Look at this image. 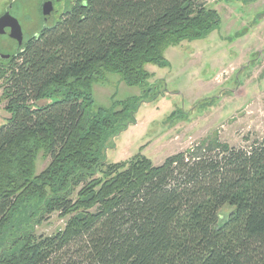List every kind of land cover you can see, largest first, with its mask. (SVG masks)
<instances>
[{"label": "trees", "instance_id": "obj_1", "mask_svg": "<svg viewBox=\"0 0 264 264\" xmlns=\"http://www.w3.org/2000/svg\"><path fill=\"white\" fill-rule=\"evenodd\" d=\"M219 26L199 0H77L0 60V264H264V142L214 139L161 166L103 154L156 99L147 67L167 68L169 47ZM104 73L142 97L97 106ZM39 152L50 161L35 175ZM55 212L72 215L64 229L36 235Z\"/></svg>", "mask_w": 264, "mask_h": 264}, {"label": "rangeland", "instance_id": "obj_2", "mask_svg": "<svg viewBox=\"0 0 264 264\" xmlns=\"http://www.w3.org/2000/svg\"><path fill=\"white\" fill-rule=\"evenodd\" d=\"M225 1L199 0L219 11V28L205 40L169 47L167 68L147 67L156 99L147 96L135 124L105 143L103 154L108 163L128 162L138 154L161 166L168 157L214 139L236 150H249L264 142V0L241 8ZM12 6L9 13L21 27L23 44L44 25L52 24L51 20L43 22L39 0H16ZM6 7L7 0H0V15ZM0 52L6 56L15 53V44L5 33L0 35ZM104 75L105 81L93 84L97 106L111 108L142 97L140 88L127 86L115 75ZM1 93L0 89V126L9 118ZM49 161L39 152L35 175ZM231 211V207H223L221 218ZM71 217L55 212L33 231L54 235Z\"/></svg>", "mask_w": 264, "mask_h": 264}, {"label": "water", "instance_id": "obj_3", "mask_svg": "<svg viewBox=\"0 0 264 264\" xmlns=\"http://www.w3.org/2000/svg\"><path fill=\"white\" fill-rule=\"evenodd\" d=\"M50 6L48 3H44L41 6V14L45 21L48 20L50 14ZM5 33L15 44V50L18 51L23 46V34L18 21L10 15L9 12L4 13L0 16V35ZM1 59H8L9 56L0 54Z\"/></svg>", "mask_w": 264, "mask_h": 264}, {"label": "flooded vegetation", "instance_id": "obj_4", "mask_svg": "<svg viewBox=\"0 0 264 264\" xmlns=\"http://www.w3.org/2000/svg\"><path fill=\"white\" fill-rule=\"evenodd\" d=\"M39 1H40V7L44 3H48V5L51 7L50 8L51 12L49 14L48 20H51L53 24L59 18V16H61V14L66 10V8L68 6L73 5L77 0H39ZM9 5L10 3L7 5V7H9ZM55 6H57L59 9H57ZM43 22L46 23L44 19H43ZM43 27H46V26L44 25ZM0 60L2 59L0 58Z\"/></svg>", "mask_w": 264, "mask_h": 264}, {"label": "crops", "instance_id": "obj_5", "mask_svg": "<svg viewBox=\"0 0 264 264\" xmlns=\"http://www.w3.org/2000/svg\"><path fill=\"white\" fill-rule=\"evenodd\" d=\"M15 1H16V0H7V5L9 4V2H10V5H9V7H6V9H4V12H3L1 15H3V14L6 13V12H9V8L15 3ZM226 2H228V4H230V3H235V4H237L238 6H240V8L243 7L242 4H240V3H238V2L225 1L224 3H226ZM12 7H13V6H12ZM210 8H211V7H210ZM213 9H215V8H213ZM215 10H217V9H215ZM218 12H219V11H218ZM1 15H0V16H1ZM218 28H219V27H218ZM218 28H217V29H218ZM217 29H216V30H217ZM216 30H214L213 32H215ZM213 32H212V33H213ZM210 35H211V34H210ZM207 38H208V37H207ZM207 38H206V39H207ZM9 39H10V38H9ZM10 40H11V39H10ZM204 40H205V39H204ZM167 61H168V60H167ZM168 62H169V61H168ZM169 65H170V63H169Z\"/></svg>", "mask_w": 264, "mask_h": 264}]
</instances>
